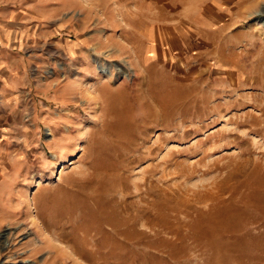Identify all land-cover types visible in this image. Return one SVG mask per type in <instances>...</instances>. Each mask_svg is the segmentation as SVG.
Wrapping results in <instances>:
<instances>
[{
    "label": "rangeland",
    "instance_id": "1",
    "mask_svg": "<svg viewBox=\"0 0 264 264\" xmlns=\"http://www.w3.org/2000/svg\"><path fill=\"white\" fill-rule=\"evenodd\" d=\"M75 1L1 22L0 264H264V0Z\"/></svg>",
    "mask_w": 264,
    "mask_h": 264
},
{
    "label": "crops",
    "instance_id": "2",
    "mask_svg": "<svg viewBox=\"0 0 264 264\" xmlns=\"http://www.w3.org/2000/svg\"><path fill=\"white\" fill-rule=\"evenodd\" d=\"M0 4L4 5H14L13 7H8L7 13L0 14V85H6L8 83H11L9 81L11 78H14L13 81V87L16 82H20L22 77V71L23 68L19 64L20 62L16 61L14 64H12L14 61H9L5 52L9 51V48L14 47V44L21 43L22 40H29L30 37L25 36L21 30H13L6 28L5 24H2L1 22H8V24H16L18 20H22L24 18L23 15L28 16V20L24 24V27L31 30L34 26L36 27L38 22L42 21L40 19H49L52 15H55L57 13L54 11H48L41 12L40 9H42L44 4L48 6H54V5H76L75 0H66V1H57V0H37V6L35 8H29L25 9L23 8V5L26 4V0H0ZM35 4V3H34ZM15 5H18L19 7H15ZM22 6V7H21ZM44 9V8H43ZM49 9V8H48ZM27 11V13H25ZM26 18V17H25ZM37 28V27H36ZM56 47V46H55ZM64 43L61 46V49L64 48ZM57 48V47H56ZM58 49V48H57ZM75 49V48H74ZM12 51V50H11ZM66 51V50H65ZM10 78V79H9Z\"/></svg>",
    "mask_w": 264,
    "mask_h": 264
}]
</instances>
